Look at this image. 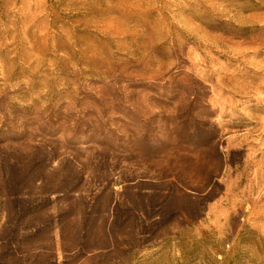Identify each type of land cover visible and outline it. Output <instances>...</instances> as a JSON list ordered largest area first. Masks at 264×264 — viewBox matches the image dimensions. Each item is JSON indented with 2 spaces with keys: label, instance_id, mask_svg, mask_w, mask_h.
Wrapping results in <instances>:
<instances>
[{
  "label": "rangeland",
  "instance_id": "rangeland-1",
  "mask_svg": "<svg viewBox=\"0 0 264 264\" xmlns=\"http://www.w3.org/2000/svg\"><path fill=\"white\" fill-rule=\"evenodd\" d=\"M0 264H264V0H0Z\"/></svg>",
  "mask_w": 264,
  "mask_h": 264
}]
</instances>
